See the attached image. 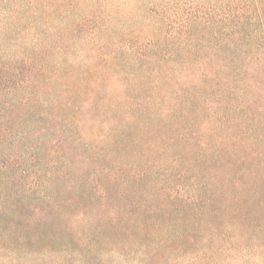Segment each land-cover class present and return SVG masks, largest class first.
Wrapping results in <instances>:
<instances>
[{
    "label": "trees",
    "instance_id": "trees-1",
    "mask_svg": "<svg viewBox=\"0 0 264 264\" xmlns=\"http://www.w3.org/2000/svg\"><path fill=\"white\" fill-rule=\"evenodd\" d=\"M251 5L223 18L224 33L210 18L203 28L188 18L160 41V63L154 53L120 60L105 47L94 66L48 60L38 28L29 54L0 65V264L45 253L63 256L60 264H106L107 255L133 251L138 264L186 256L217 264V242L264 262V116L248 129L245 116L225 119L239 129L235 141L199 139L191 129L197 104L225 99L222 81L262 86L256 74H232L246 41H264V4ZM261 58L252 62L264 77ZM152 103L169 113L155 116ZM82 113L110 126L100 133ZM167 115L188 127L190 147L170 132Z\"/></svg>",
    "mask_w": 264,
    "mask_h": 264
},
{
    "label": "rangeland",
    "instance_id": "rangeland-1",
    "mask_svg": "<svg viewBox=\"0 0 264 264\" xmlns=\"http://www.w3.org/2000/svg\"><path fill=\"white\" fill-rule=\"evenodd\" d=\"M50 5L42 7L43 2L38 0H0V65L4 61L16 59L29 54L33 49V44L37 41L38 28L41 35L47 34V40L43 47L47 51L48 60H56L63 57L74 67L85 68L94 66L99 62L102 49L111 50L120 60L125 61L137 54L154 53L151 61L160 63V41L166 39L168 34H174L179 30L182 23L188 18H194L198 27L205 26V19L210 18L218 23L215 31L224 33V24L221 22L225 16H234L243 13H250L253 10V0H46ZM264 4V0H259ZM49 14L52 19H49ZM50 20V24L48 22ZM81 21V22H80ZM80 22L77 32H74L75 23ZM51 27L50 30L48 27ZM256 30V26L249 27ZM99 29L108 31V35L99 33ZM200 33H204L201 29ZM105 39V40H104ZM109 42V44L107 43ZM167 43L162 44V50ZM29 51V52H28ZM27 53V54H26ZM202 56L206 53L202 52ZM242 57L239 62V69L232 74L239 73L240 78H248L256 74L261 78L262 86L253 84L250 80L233 82L232 84L222 81L221 90L225 91V99L218 100L220 94H213L209 100L205 98L197 104L196 114L192 117L191 129L198 131L197 137L207 134L208 140L225 136L231 141L238 139L240 132L232 124L222 125L225 119L235 121L237 116H245L248 129L255 125L258 119L264 116V77L252 59L264 57V41L259 39L247 40L242 48ZM119 61V60H117ZM133 60H131L132 62ZM160 77V69L157 73ZM255 77V78H256ZM235 78V77H234ZM243 87V88H242ZM230 98L232 100H230ZM219 102L220 106L214 103ZM248 102L250 104H248ZM251 105L250 111H242L244 107ZM155 116L160 117L169 113L160 106L152 103ZM178 114L182 108L174 106ZM226 109V111H225ZM228 109V111H227ZM186 110V109H185ZM226 112V113H225ZM257 116L256 121L252 120ZM174 114V113H172ZM216 114V119L210 117ZM84 123L91 126L100 133H105L110 121L107 119L104 124L94 125L88 117L81 114ZM173 117V116H172ZM170 115L167 119L173 126L170 132L182 139L181 143L185 147H190L186 133L188 127L184 123L174 124ZM218 128L217 133H210V128ZM227 128L229 131H225ZM264 134V133H263ZM247 137H251L246 135ZM138 151V156H139ZM141 157V156H140ZM139 157V159H140ZM229 243L217 242L216 247L223 248L214 252L212 257L216 258L217 264H264L260 255L253 252H240L243 247L228 248ZM219 253V254H217ZM106 264H138L141 255L138 251H133L125 256L107 255ZM194 257L186 256L177 263L171 264H192ZM64 260L63 256L57 254H39L23 258L20 264H60ZM148 264H160V260ZM208 264V263H207Z\"/></svg>",
    "mask_w": 264,
    "mask_h": 264
}]
</instances>
